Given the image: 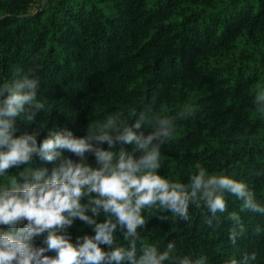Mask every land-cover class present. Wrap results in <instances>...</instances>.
<instances>
[{
    "label": "trees",
    "instance_id": "1",
    "mask_svg": "<svg viewBox=\"0 0 264 264\" xmlns=\"http://www.w3.org/2000/svg\"><path fill=\"white\" fill-rule=\"evenodd\" d=\"M17 73L40 78L37 99L45 108L33 121L18 120L16 133L36 134L38 143L64 129L84 136L91 122L117 113L132 125L139 113L175 117L193 105L194 115L176 120L173 139L161 148L159 174L188 184L200 164L210 175L246 183L264 206V108L256 103L264 91V0H0V84ZM148 127L134 131L147 135ZM88 162L96 166L91 154ZM58 163L35 157L7 170L0 186L14 176L23 183L25 167L50 174ZM224 198L245 225L235 246L227 213L218 214L214 229L205 223L207 208L195 206L190 222L158 210L169 221L150 218L145 209L149 221L138 243L162 251L174 241L178 256H205L206 264H230L254 252L252 264H264V215L241 212L242 201L227 192ZM68 233L73 243L94 234L78 219ZM116 244L127 247L120 233Z\"/></svg>",
    "mask_w": 264,
    "mask_h": 264
},
{
    "label": "clouds",
    "instance_id": "2",
    "mask_svg": "<svg viewBox=\"0 0 264 264\" xmlns=\"http://www.w3.org/2000/svg\"><path fill=\"white\" fill-rule=\"evenodd\" d=\"M17 75L11 83L0 84V177L11 168L31 165L35 157L59 163L50 174L47 168L25 167L20 172L23 183L14 176L0 186V264H206L205 256H178L174 241L162 251L138 243L139 230L149 221L144 210H150V218L169 221L168 215H156L158 210L170 213L173 221L190 222V206L204 207L210 213L205 223L214 229L220 226L218 214L227 213L229 240L234 246L245 235V225L239 213L228 211L224 193L242 201L241 212L264 215V206L257 203L246 183L227 175H210L200 164L188 184L159 174L161 148L173 139L176 120L194 115L193 105H184L175 117L149 119L139 113L132 125L117 113L102 123L91 122L84 136L64 129L50 132L38 143L36 134L16 133L18 120L33 121L45 108L37 99L40 78ZM262 102L264 91L256 95L257 105L264 108ZM148 125L152 130L147 135L134 131L142 126L149 129ZM125 144L133 145L132 151H126ZM64 151L78 159L64 157ZM89 154L96 166L88 162ZM77 219L94 234L78 236L73 243L68 229ZM118 233L127 247L117 246ZM40 237L44 246L37 247L35 241ZM255 260L256 253H246L230 264Z\"/></svg>",
    "mask_w": 264,
    "mask_h": 264
}]
</instances>
